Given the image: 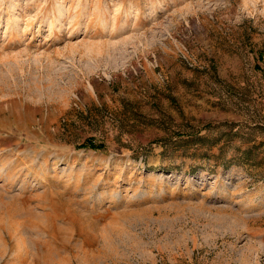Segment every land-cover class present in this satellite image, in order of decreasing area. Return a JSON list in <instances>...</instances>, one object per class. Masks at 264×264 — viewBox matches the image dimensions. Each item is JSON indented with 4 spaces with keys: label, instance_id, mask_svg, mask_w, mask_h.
<instances>
[{
    "label": "rangeland",
    "instance_id": "374dc122",
    "mask_svg": "<svg viewBox=\"0 0 264 264\" xmlns=\"http://www.w3.org/2000/svg\"><path fill=\"white\" fill-rule=\"evenodd\" d=\"M0 264H264V0H0Z\"/></svg>",
    "mask_w": 264,
    "mask_h": 264
}]
</instances>
